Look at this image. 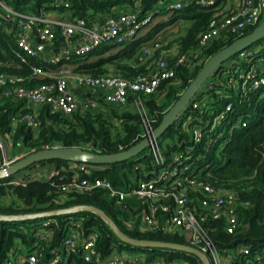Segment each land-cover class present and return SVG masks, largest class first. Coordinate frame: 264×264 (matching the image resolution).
Masks as SVG:
<instances>
[{"label":"trees","instance_id":"trees-1","mask_svg":"<svg viewBox=\"0 0 264 264\" xmlns=\"http://www.w3.org/2000/svg\"><path fill=\"white\" fill-rule=\"evenodd\" d=\"M5 1L21 11L38 12L42 7L58 9L72 18L82 17L92 22L98 20L99 15L104 18L126 11H138L141 17L152 14V22L146 27L152 25L155 17L174 10L177 17L172 22L183 18L186 24L184 33L168 44L161 45L170 33L156 39L151 45L154 49L152 54H147L146 47L139 48L138 40L125 45L103 44L87 53L86 57H101L96 62L81 65L78 69L80 73L94 76L119 74L135 79L154 72L156 62L161 58H165L168 66L174 69V76L163 78L154 91L132 94L125 105L107 102L98 107L63 114L49 104H42L38 113V129L27 126L24 121H18L14 126L18 119L32 110L25 107V101L18 99L14 93H5L12 90L14 84L0 85V130L13 143L21 142L27 153L50 147H80L94 153L114 154L132 148L143 139L146 127L155 130L159 126L164 115L205 63L239 37L223 33L205 45L200 44L202 34L223 8L226 0H220L211 6H202L197 0H192L187 5L188 0H68V8L53 6V0ZM177 2L182 3L183 7L174 9L172 5ZM10 27L12 24L0 13V76L24 77L25 80L20 85L28 88L52 83V77L33 74L32 67L43 63L38 57H29L26 63L11 62L18 60L17 53L20 50L13 31H9ZM62 39L61 35L55 39L54 46L57 50ZM175 42L179 45V52L167 57L161 56L162 50ZM260 55V51H253L245 57L251 60L249 67ZM73 58L82 59L76 55ZM243 69L242 63H235L226 70L235 73L236 83L237 74ZM257 73L258 77L262 75L259 70ZM227 76L225 74V78ZM250 86L247 85L249 91L245 92L237 88V83L230 85L225 80L221 84L212 80L211 86H204L209 94L207 103L200 104L197 98L198 106H194L195 102L190 103L178 120L161 135L176 140L175 144L162 150L170 158L180 152L193 150L192 168L199 172V181L211 185L218 192L228 190L234 193L237 204L235 211L239 221L235 232H227L222 219L208 217L204 222V230L215 244L220 249L234 248L238 244L250 246L251 255H260L264 261V84L258 89ZM139 98L142 100L141 106H137L135 102ZM228 105L231 106L230 109H227ZM221 114L222 119L212 127L215 118ZM189 117H192L191 120ZM197 126L202 128L204 137L196 144L191 140L190 130ZM151 159L147 154L136 164L121 162L105 164L103 169H90L92 176L106 178L114 186L126 188L143 178L144 172L152 168ZM41 162L54 163L56 170H61L65 177H54L50 180L30 179L26 182H14L11 176L6 181L0 179V214L26 215L83 204L94 205L103 209L131 237L189 245L177 233L141 230L140 219L134 218L126 207L109 196L105 190H64L75 175L81 179L90 177L87 170L71 168L70 164L74 161L52 159ZM85 164L88 168L89 165H98ZM131 221L135 222L133 227L129 224ZM44 222L49 224L44 225ZM72 229L78 230L83 237L92 232L97 234L94 247L96 254L91 260L84 258L81 247L71 250L69 254L64 252L63 244ZM124 247L110 225L94 212L81 211L0 221V264H8L11 259L10 252H19L21 248H28V253H41L43 256L38 259L37 264H51L55 253L60 256L58 264H110L107 258L115 255L116 249L122 250ZM143 251L148 259L161 254L167 261L179 257L187 260L186 263L178 264H201L197 256L188 253L170 250L152 253L148 248H143ZM98 255L100 257L97 259ZM23 264L30 262L25 261Z\"/></svg>","mask_w":264,"mask_h":264},{"label":"built area","instance_id":"built-area-1","mask_svg":"<svg viewBox=\"0 0 264 264\" xmlns=\"http://www.w3.org/2000/svg\"><path fill=\"white\" fill-rule=\"evenodd\" d=\"M218 1L220 0H197L202 6H211ZM190 2L192 0H188L186 5ZM52 5L68 8L69 2L68 0H53ZM172 7L179 9L183 7V4L177 2ZM0 13L12 24L9 31H13L20 50L17 53V62L26 63L29 57H38L47 65L45 67L42 63L33 66L35 76L49 75L51 72L49 66H61L72 60L74 55L85 57L87 53L103 44L125 45L133 42L139 33L152 22V14L141 17L138 11H126L116 16H107L102 22H92L82 17H56L45 7L40 8L38 12L21 11L9 5L5 0H0ZM263 15L264 0H239L235 8H225L210 21L208 28L201 36L200 44L205 45L223 33L243 36L260 24ZM58 35L75 40L72 51L68 49L56 51L50 48ZM240 53L243 54L244 51ZM251 54L252 52L249 53V55ZM257 70L262 74L260 77H258ZM66 72L69 71L61 68L55 75H51L54 79L52 83L30 88L20 85V82L25 80L24 77L4 75L0 76V85L14 84L13 89L6 91V94L14 93L18 99L24 100L27 104L29 102L37 105L49 104L53 109L63 114H72L79 109L91 107L90 101L81 100L71 88L72 76L64 74ZM174 73V69L168 66L167 60L161 58L156 62L154 72L135 79L119 74L94 76L78 73L73 76V80L78 87L86 85L93 89L99 88L106 91L104 96L106 102L125 105L130 95L140 92L150 93L160 85L163 78L173 77ZM241 77L246 83L242 81L243 86L246 87L250 84V88L258 89L264 84V69L252 65L248 72L243 73ZM135 102L137 106L142 105L140 98ZM194 106L196 107L198 104L194 103ZM230 108L231 106L228 105L227 109ZM18 121H24L27 126L33 129H38L40 124L38 114L34 111L24 114L15 122L14 126ZM153 131L152 128L146 127L143 139L152 136ZM3 136L0 130V170L5 169L19 158L8 159ZM203 137L202 128L193 129L191 140L194 143H200ZM147 149L149 150L148 155L152 158V168L146 170L143 178L137 180L135 184L126 188L116 187L106 178L92 176L90 168H95L96 165H89L88 168L83 162H74L71 168L87 170L90 177L81 179L75 175L72 182L64 187V190H105L109 196L126 207L134 218L140 219L139 228L141 230H162L166 233H177L189 242L190 246L205 252L211 264H264L260 255H251L250 246L238 244L234 248L220 249L204 230V222L208 217H211L216 220L222 219L227 232H235L239 225L235 211L237 204L234 195L222 196L211 185L199 181V172H195L197 169L192 168L193 150L186 153L180 152L171 158L167 157L158 143V138L151 140ZM54 177L64 178L65 175L61 173V170H54L48 180ZM30 179L39 180L41 178L34 176L23 179L21 182ZM197 187H199V191L195 190ZM195 198H197L196 203ZM48 224V222H44V225ZM130 225L134 226V224ZM96 238L95 232L83 237L78 230L72 229L63 247L70 246L71 250L81 247L84 258L91 260L92 256L96 254L94 249ZM163 250L183 252L168 248H163ZM55 255L58 260L52 259L51 264L55 262L58 264L60 260V256L56 253ZM99 257L98 255L97 259ZM31 258L30 264L38 263L35 256H31ZM107 259L110 264H178L187 261L181 257L167 261L161 254L144 260L138 257L126 258L119 255H111ZM201 264L203 263L201 262Z\"/></svg>","mask_w":264,"mask_h":264},{"label":"water","instance_id":"water-1","mask_svg":"<svg viewBox=\"0 0 264 264\" xmlns=\"http://www.w3.org/2000/svg\"><path fill=\"white\" fill-rule=\"evenodd\" d=\"M264 38V22L257 26L253 31L238 37L232 43L214 54L200 69L196 77L191 81L190 85L182 93L180 98L164 115L162 122L153 131L152 136L142 139L139 143L128 150H124L114 154H100L94 153L80 147L66 148V147H50L43 148L29 152L25 156L18 158L12 162L5 169L0 170V179L7 178L17 173L18 171L27 168L34 163L52 160V159H65L74 162H83L89 164H115L125 162L131 157L145 150L150 141L154 138H159L171 124L181 115V113L189 105L190 101L194 98L195 94L203 87L210 75L219 68L224 61L230 59L235 54L248 48L252 44ZM77 94L82 93V88L78 87L74 90ZM81 211L94 212L100 215L112 228L116 236L124 243L130 244L139 248H168L173 250H180L194 256H197L203 264H211L206 253L187 244H180L175 242H168L162 240L151 239H137L126 234L103 209L94 205H77L68 208L51 210L46 212L15 215V214H0V221H13L19 219H32L40 217H48L52 215L70 214Z\"/></svg>","mask_w":264,"mask_h":264},{"label":"rangeland","instance_id":"rangeland-1","mask_svg":"<svg viewBox=\"0 0 264 264\" xmlns=\"http://www.w3.org/2000/svg\"><path fill=\"white\" fill-rule=\"evenodd\" d=\"M238 3H239V0H228V1H226L225 5H224V8L221 9L220 11L222 12L225 8H235ZM164 17H163V15L157 16V17H155V19H154V21L152 23V26L154 25L155 27L158 24L162 23L163 25H162V27H158L159 29H156L155 27H152V26H148L141 33H139L138 42H137L139 48H143L146 45H148L150 39L157 38V35L159 34V31L164 29V26H166L168 24L173 26L175 32H177L178 30H183L185 28V26H186V24H182L181 26H179V24H177V23H179L180 21L179 22L178 21L172 22V20L177 17V12L174 11V10H171L168 13H166ZM263 22H264V15H263V17L261 19L260 24L263 23ZM149 33H150V35H148ZM147 50L150 51L151 50V46H147ZM242 51H244V53H243L244 55L239 52V53H237L238 55L235 54L230 59L224 61L223 64L219 68H217V70L214 71L210 75V78L206 81V83L203 85V87L195 94L194 98L190 101V103L195 102V103L199 104L198 100H199L200 104L204 105V104L207 103L208 98H209V94L206 93V89H204V86H206L208 84H210V86H211L212 80H214L216 83H221V84H223L225 80H227V83L230 84V85L237 83V85H238L237 88H239V90H243L245 92H248L249 88L247 86L245 87V86L242 85V81H243V83H245V81H244V79L242 80L241 75L243 73H245V72H248L249 64L251 63V60H249L248 58H245V57L249 56L250 52L260 51L261 55L258 56L256 59H254V63L252 65H255V66H257V67H259L261 69H264V38L261 39L260 41L256 42V43L252 44L251 46H249L248 48H246V49H244ZM178 52H179V47L177 45H173V46H171L168 49H164L163 52L161 53V56H166L167 57L169 55H174V54H176ZM80 61L81 60H79V62ZM234 62L242 63L243 67H244V69L237 74L238 76H237V79H236V83H235V80H234L236 78L235 73L226 70L227 68H232V66L235 64ZM154 70H155V68H154ZM64 74L70 75L69 72H66ZM225 74L228 75L227 76L228 78H225ZM202 90H204V91L201 92ZM197 98H198V100H196ZM222 116H223V114H221V115H219V116H217L215 118V120H214V122L212 124V127L216 126V124L219 122V120L222 119ZM191 118L192 117H189V120H191ZM177 120L178 119H176L175 122ZM207 121H210V120H207ZM195 128H200V126L194 127L193 129H195ZM193 129L190 130L192 133H193ZM3 138H4V142L6 144V148H7V157H8V159L9 158H16V157H19L21 155L28 154L27 153V149L22 145L21 142L13 143L6 136H3ZM175 142H176L175 138H169V137H164V136H160L158 138V143L161 145L162 148H165L168 145H173V144H175ZM147 154H149V150L145 149L142 152L138 153L137 155L131 157L130 159H128L125 162L128 163V164H136L140 160H142ZM0 156H1V154H0ZM96 167H98L100 169H103L104 167H106V165L105 164H101V165L98 164V165H96ZM56 169L57 168L55 167L54 163L37 162V163H34L33 165H31V166H29L27 168H24V169L18 171L17 173L13 174L11 176V179L12 180H23V179H26V178L37 176V177H39L41 179L48 180L49 175L52 172H54V170H56ZM1 180L6 181V180H8V178H3ZM195 190L199 191V187H197ZM193 193H195V192H193ZM219 194L222 195V196H233L234 195L233 192H230L228 190L227 191L226 190H222L221 192H219ZM134 223L135 222H133V221L130 222V224H134ZM123 244L125 245V247L122 248V250H117L116 249L115 252H114L115 255L124 256L126 258H136V257H138V258H141L143 260L145 258L147 259V255L145 254V251H143V248L134 247V246H132L130 244H127V243H124V242H123ZM145 249H147V248H145ZM148 249L151 250L152 253L163 251V248H148ZM28 251H29L28 248H21V251H19V252H17V251L10 252L11 259H10L8 264H23V262H25V261H31L32 260L31 256H35L36 259H39L40 257L43 256L41 253H38L37 251L34 252L33 254L28 253ZM64 252H68V253L71 252L70 246L65 247L64 248ZM53 259L58 260V258H56V255L53 257ZM55 263H57V262H55Z\"/></svg>","mask_w":264,"mask_h":264},{"label":"crops","instance_id":"crops-1","mask_svg":"<svg viewBox=\"0 0 264 264\" xmlns=\"http://www.w3.org/2000/svg\"><path fill=\"white\" fill-rule=\"evenodd\" d=\"M225 3H226V1L224 2V5H225ZM224 7V6H223ZM51 11V13H52V15H54V16H56V17H70L69 15H67V14H64V13H62L60 10H58V9H53V10H50ZM165 15H163V17H164ZM107 17V16H106ZM106 17H104V18H106ZM104 18H101V16L99 15L98 16V20H96V21H93V22H102L103 20H104ZM165 18V17H164ZM179 23H177V24H179V26H181L182 24H185V20L183 19V18H180V19H178L177 20ZM176 22V21H175ZM162 23L161 24H158L157 26H156V29H159L158 27H162ZM174 25V24H173ZM152 26V25H151ZM259 26V25H258ZM152 27H155L154 25L152 26ZM185 28H186V26H185ZM185 28L183 29V30H178L177 32H175L174 31V28H173V26L172 25H170V24H168V25H166V26H164V29H162V30H160L159 31V34L157 35V38H153V39H150L149 40V44L148 45H146L145 47L147 48V46H151L152 45V43L156 40V39H160V38H162V35L163 34H165V33H170L171 35L168 37V39L163 43V44H161V45H166V44H168L171 40H174L175 38H177L178 36H180V35H182L183 33H184V31H185ZM141 33V32H140ZM249 33V32H248ZM148 35H150V33L148 34ZM147 35V36H148ZM146 36V37H147ZM175 36V37H174ZM136 40H138V37H137V39ZM136 40H134V41H136ZM133 41V42H134ZM133 42H131V43H133ZM151 42V43H150ZM161 45H159V46H161ZM173 45H177L178 47H179V45H178V43L177 42H175V43H173ZM173 45H171V46H173ZM74 46H75V40H73V39H71V40H69V39H66L65 37H63V39H62V42H61V46H60V48L57 50V48H55V46H54V44H52L51 45V47L50 48H52V50L53 49H55L56 51H62V50H66V49H68V50H70V51H72V49L74 48ZM170 46V47H171ZM144 47V48H145ZM170 47H168V48H170ZM168 48H166V49H168ZM164 50V49H163ZM163 50H162V52H163ZM154 52V49H153V47L151 46V50L149 51V52H147V54H152ZM161 52V53H162ZM110 54V52L108 53V55ZM46 55H48L47 53H46ZM107 56V55H106ZM74 57V56H73ZM100 55H92V56H85V57H81L82 59H79V58H73L72 60H70V61H68V62H66V63H64L63 65H61V66H49V69L51 70V72H50V74L49 75H46V76H42V77H51V75H55L58 71H60L61 70V68H65V69H67L69 72H70V75L72 76L71 77V80H70V85H71V88L73 89V90H75L76 88H78V85L75 83V81L73 80V76L74 75H76V74H78V73H80L81 71L78 69L81 65H83V64H89V63H93V62H96L97 60H99L100 59ZM84 59V60H83ZM79 60H81L80 62H79ZM12 63H16L17 61H15V60H12L11 61ZM18 63V62H17ZM16 65H19V64H16ZM82 88V93L81 94H77L75 91V93L78 95V97L81 99V100H87V101H90L91 103H92V106L91 107H98L100 104H107V102L104 100V96H105V94H106V91H104V90H102V89H93V88H90V87H88V86H82L81 87ZM40 106L41 105H37V104H35V103H32V102H29L28 104H27V102H25V107H27V108H30L32 111H34L35 113H39V109H40ZM83 109V108H82ZM11 140V139H10ZM23 156H25V155H21V156H19V158H21V157H23ZM74 165V162L73 163H71V165L70 166H73ZM17 181H21V180H14V182H17Z\"/></svg>","mask_w":264,"mask_h":264}]
</instances>
